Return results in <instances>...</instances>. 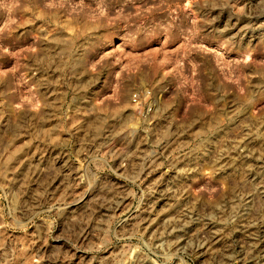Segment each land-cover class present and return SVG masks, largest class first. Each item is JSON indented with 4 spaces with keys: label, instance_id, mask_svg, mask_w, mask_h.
Instances as JSON below:
<instances>
[{
    "label": "rangeland",
    "instance_id": "obj_1",
    "mask_svg": "<svg viewBox=\"0 0 264 264\" xmlns=\"http://www.w3.org/2000/svg\"><path fill=\"white\" fill-rule=\"evenodd\" d=\"M0 264H264V0H0Z\"/></svg>",
    "mask_w": 264,
    "mask_h": 264
},
{
    "label": "built area",
    "instance_id": "obj_2",
    "mask_svg": "<svg viewBox=\"0 0 264 264\" xmlns=\"http://www.w3.org/2000/svg\"><path fill=\"white\" fill-rule=\"evenodd\" d=\"M134 97H137V95H135Z\"/></svg>",
    "mask_w": 264,
    "mask_h": 264
}]
</instances>
